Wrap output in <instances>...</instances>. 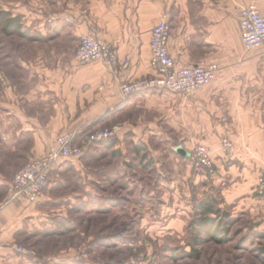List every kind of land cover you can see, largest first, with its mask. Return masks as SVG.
Masks as SVG:
<instances>
[{
	"label": "crops",
	"instance_id": "obj_1",
	"mask_svg": "<svg viewBox=\"0 0 264 264\" xmlns=\"http://www.w3.org/2000/svg\"><path fill=\"white\" fill-rule=\"evenodd\" d=\"M248 2L90 0L89 15L76 26V37L94 31L99 40L111 43L119 57L117 73L102 61L80 64L73 46L56 45L29 61L28 81L21 83L18 94H8L13 100L4 102L0 111V134L7 148L21 151L19 165H23L27 158L42 155L61 130L88 126L101 120L104 112L112 111L109 116L122 122L130 139H154L168 145L176 142V151L184 160L194 145L207 146L217 171L210 176L211 181L226 179L228 189L222 192L235 201L236 209L244 208L264 233V206L256 193L264 166V43L243 49L237 8ZM258 9L264 14V0L258 2ZM164 12L172 26L169 52L177 64L215 62L222 70L190 97L167 89L121 97L120 82L153 73L149 39ZM64 33L62 27L57 28L46 41L62 40ZM125 61L126 68L121 66ZM11 137H15V144ZM223 137L234 144L230 154L219 151ZM190 168L189 162L184 165L188 173ZM44 196L37 201H44ZM34 203L7 202L1 215L4 223L0 220V240L19 239L16 225L38 211ZM5 262L0 257V264Z\"/></svg>",
	"mask_w": 264,
	"mask_h": 264
},
{
	"label": "rangeland",
	"instance_id": "obj_2",
	"mask_svg": "<svg viewBox=\"0 0 264 264\" xmlns=\"http://www.w3.org/2000/svg\"><path fill=\"white\" fill-rule=\"evenodd\" d=\"M89 1L0 0L2 9L19 17L23 31L9 35L0 24V111L4 102L13 100L8 94H18L21 83L28 81L29 61L56 45L73 46L76 51V26L89 15ZM60 27L65 37L46 41ZM111 112H104L98 122L60 133L122 124L109 116ZM1 135L0 220L4 223L8 186L23 158L18 149L7 148ZM10 140L13 144L15 137ZM178 145L125 135L113 143L89 144L79 156L61 161L44 201L34 203L38 211L21 218L16 225L19 239L10 241L32 253L0 249L4 264H264L263 230L222 192L228 189L227 180L213 183L210 175L191 168L186 172L190 158L182 159ZM202 202H210L216 213L199 212ZM13 216L18 222V215ZM209 216L219 224L216 238L221 240L193 225Z\"/></svg>",
	"mask_w": 264,
	"mask_h": 264
},
{
	"label": "built area",
	"instance_id": "obj_3",
	"mask_svg": "<svg viewBox=\"0 0 264 264\" xmlns=\"http://www.w3.org/2000/svg\"><path fill=\"white\" fill-rule=\"evenodd\" d=\"M260 0H249L244 7L237 8L240 24V39L243 49L250 50L264 43V14L258 9ZM172 26L170 17L164 12L158 23L151 29L149 47L150 64L153 73L143 78H134L119 83L121 97L145 92L146 90L167 89L190 97L204 86L210 84L222 70L219 63L193 64L180 66L169 52V37ZM75 51L76 59L80 64L92 61H102L116 74L119 63L116 48L105 40H99L94 31H88L80 36ZM128 62L121 63L126 68ZM122 124L109 127L92 129L86 132H62L48 144L45 153L32 157L13 174L8 186L10 201H24L32 203L41 198L50 182V173L54 171L60 161L72 159L84 152L89 144L104 142V140L118 139L124 133ZM234 144L229 138L223 137L219 151L226 154L232 153ZM188 157L193 172L207 177L215 174L213 157L210 149L203 144L192 147ZM257 180L256 193L264 206V166L260 169ZM0 249L31 254L32 251L15 242L0 240Z\"/></svg>",
	"mask_w": 264,
	"mask_h": 264
},
{
	"label": "trees",
	"instance_id": "obj_4",
	"mask_svg": "<svg viewBox=\"0 0 264 264\" xmlns=\"http://www.w3.org/2000/svg\"><path fill=\"white\" fill-rule=\"evenodd\" d=\"M0 24L3 25V31L9 35L12 33H20L22 31V24L20 22L19 17L10 15V13L0 7ZM115 139H109L110 143H113ZM107 141V140H106ZM199 212L203 214L213 213L212 205L210 202H202L199 205ZM193 225L197 228L201 227L205 230L208 237L214 240H221V238H216L217 233L219 230V224L216 223L214 218L210 217H202L198 221H194Z\"/></svg>",
	"mask_w": 264,
	"mask_h": 264
}]
</instances>
